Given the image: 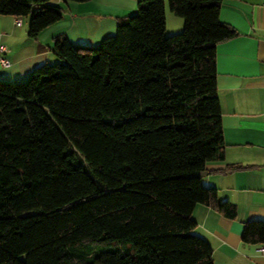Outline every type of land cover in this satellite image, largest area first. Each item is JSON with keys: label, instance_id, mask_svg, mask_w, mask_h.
<instances>
[{"label": "trees", "instance_id": "trees-1", "mask_svg": "<svg viewBox=\"0 0 264 264\" xmlns=\"http://www.w3.org/2000/svg\"><path fill=\"white\" fill-rule=\"evenodd\" d=\"M221 1L138 0L99 41L58 33V61L0 80V264H212L191 213L236 214L195 175L225 145L215 46L237 32ZM166 3L183 19L169 35ZM0 14L36 38L63 7L0 0ZM241 239L264 243V220Z\"/></svg>", "mask_w": 264, "mask_h": 264}, {"label": "crops", "instance_id": "crops-1", "mask_svg": "<svg viewBox=\"0 0 264 264\" xmlns=\"http://www.w3.org/2000/svg\"><path fill=\"white\" fill-rule=\"evenodd\" d=\"M61 3V19L36 38L28 35L26 16L0 14V80L24 79L36 66L55 62L51 47L58 33L75 43L93 44L112 33L119 17L133 13L138 0H51ZM165 34L181 30L183 19L165 4ZM20 18V22H16ZM219 19L236 35L215 46L216 85L225 142L223 158L205 165L201 183L213 186L221 201L235 204L228 217L197 203L191 213L193 233L211 245L212 264H264V252L241 239L244 222L264 220V0H222ZM239 165V166H238Z\"/></svg>", "mask_w": 264, "mask_h": 264}, {"label": "built area", "instance_id": "built-area-1", "mask_svg": "<svg viewBox=\"0 0 264 264\" xmlns=\"http://www.w3.org/2000/svg\"><path fill=\"white\" fill-rule=\"evenodd\" d=\"M16 22H20V18H16ZM0 51L1 52H4L6 51V48L3 44H0ZM0 64L2 66H8L9 65V62L8 60L4 57V56H0ZM256 250L259 251V252H264V243H259L256 247Z\"/></svg>", "mask_w": 264, "mask_h": 264}, {"label": "water", "instance_id": "water-1", "mask_svg": "<svg viewBox=\"0 0 264 264\" xmlns=\"http://www.w3.org/2000/svg\"><path fill=\"white\" fill-rule=\"evenodd\" d=\"M204 174H206V170H205V169H204V170L197 171V172L195 173V175H197V176H202V175H204Z\"/></svg>", "mask_w": 264, "mask_h": 264}, {"label": "rangeland", "instance_id": "rangeland-1", "mask_svg": "<svg viewBox=\"0 0 264 264\" xmlns=\"http://www.w3.org/2000/svg\"><path fill=\"white\" fill-rule=\"evenodd\" d=\"M166 5H167V3H166ZM136 12V10L133 12V13H135ZM178 31H180V30H178ZM169 35V34H168ZM58 61V60H57ZM56 62V61H55ZM51 63H53V62H51Z\"/></svg>", "mask_w": 264, "mask_h": 264}]
</instances>
